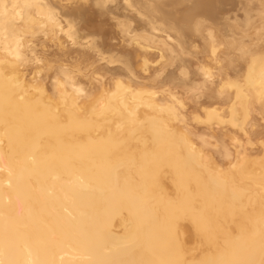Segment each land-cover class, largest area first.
<instances>
[{
	"label": "bare ground",
	"instance_id": "obj_1",
	"mask_svg": "<svg viewBox=\"0 0 264 264\" xmlns=\"http://www.w3.org/2000/svg\"><path fill=\"white\" fill-rule=\"evenodd\" d=\"M260 155L264 0H0V264H264Z\"/></svg>",
	"mask_w": 264,
	"mask_h": 264
},
{
	"label": "rangeland",
	"instance_id": "obj_2",
	"mask_svg": "<svg viewBox=\"0 0 264 264\" xmlns=\"http://www.w3.org/2000/svg\"><path fill=\"white\" fill-rule=\"evenodd\" d=\"M153 66H156L155 63H153ZM201 108H202V107L198 108V110H197V108H196V111H195V109H194V110H193V109H189V115H187V118L190 119L189 121H191V120H195L194 118H193V119L191 118L192 116H194V117H196V116H197V117L200 116V118L203 117V119H204V121H205V118H206L205 115H206V114H203V115H202L201 113H202V112H205V113H206V111H205L204 109H201ZM190 114H191V115H190ZM195 115H196V116H195ZM200 118H198V119H199V122H200ZM196 119H197V118H196ZM198 119H197V120H198ZM203 119H201V120H203ZM197 120H196V121H197ZM204 121H201V123H203ZM191 122H192V121H191ZM199 122H198V123H199ZM194 123H195V122H194ZM259 158H260V160H261V161H260V164H261V168H262V170H263V168H264V164H263V162H264V158L261 157V155H260ZM262 161H263V162H262Z\"/></svg>",
	"mask_w": 264,
	"mask_h": 264
}]
</instances>
